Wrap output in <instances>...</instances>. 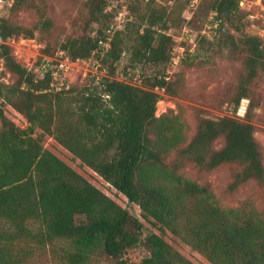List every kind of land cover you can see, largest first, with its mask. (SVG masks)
Returning a JSON list of instances; mask_svg holds the SVG:
<instances>
[{
	"label": "trees",
	"instance_id": "1",
	"mask_svg": "<svg viewBox=\"0 0 264 264\" xmlns=\"http://www.w3.org/2000/svg\"><path fill=\"white\" fill-rule=\"evenodd\" d=\"M33 1L14 0L8 15L0 18V60L15 75L12 83L0 75V97L28 123L25 128L17 126L0 108V219L13 228L0 231V264H16L25 257V249L12 252L13 242L28 239L39 244L56 239L70 242L64 252L69 264H85L101 254L111 258L112 264H129L124 254L139 242L148 251L140 264H194L156 232L141 238L142 222L45 147V135L138 205L143 218L161 231L169 230L212 264H264V211L245 204L223 207L209 186L179 172L186 162L205 169L238 162L242 169L230 183V191L251 178L263 182L264 165L253 124L235 116L199 117L187 142L188 124L180 115H156L160 99L156 88L174 93L164 70L146 87L106 76L95 89L85 87L75 94L73 89H55L51 71L37 77L16 60L7 43L12 37H32L35 29L45 28L47 18L34 28L11 18ZM189 1L185 0L187 5ZM105 8L106 1L98 0L89 22L109 16ZM129 9L131 21L110 33V47L104 53L99 41L110 34L102 29L69 37L60 49L72 61L98 52L114 64L131 40L132 62L164 69L174 45L167 33L171 25L166 9L152 1L141 6V0L130 2ZM198 9L213 14L224 43L244 55L245 73L233 99L236 109L248 95L247 84L264 70V39L244 32L249 13L239 0H200ZM195 17L182 19L183 24ZM109 28L105 25V30ZM219 137L223 145L213 149ZM172 151L176 156L167 161ZM34 221L39 231L27 226Z\"/></svg>",
	"mask_w": 264,
	"mask_h": 264
},
{
	"label": "rangeland",
	"instance_id": "2",
	"mask_svg": "<svg viewBox=\"0 0 264 264\" xmlns=\"http://www.w3.org/2000/svg\"><path fill=\"white\" fill-rule=\"evenodd\" d=\"M104 12L109 16L100 15L98 22H89L91 9L98 0H34L31 7L20 9L11 14V18L26 28L37 27L41 19L47 18L48 23L42 31L34 30L32 37L23 34L7 39L14 57L36 76L42 75L45 69L52 72V85L55 89H73L74 94L85 87L95 89L102 77L110 76L121 79L135 86L146 87L153 77L163 70L170 81L174 93L156 90L160 94L157 102L156 115L173 112L180 115L188 124L187 142L192 138L199 117L217 119L224 116H235L248 120L253 124L254 136L259 143L261 159L264 165V70L247 84V97L242 98L238 107L234 108L233 99L238 91L241 76L245 73L244 55L235 51L231 44L224 43L226 39L213 19V14L198 9H190L185 0H141V6L147 1L163 7L170 18L171 27L167 33L174 40L171 60L163 66L149 63L132 62L130 49L132 41L126 42V48L120 59L110 64L100 53H93L86 59L75 61L66 59L67 54L60 49V43L72 36L87 33L96 34L102 29L106 34H112L115 29H123L131 21L132 13L129 4L133 0H105ZM240 1V0H239ZM249 14L244 19L245 33L258 35L264 39V0H242L240 4ZM196 15L195 21H189L191 15ZM8 12L4 14L7 16ZM182 19H185L182 21ZM113 25L105 30V25ZM187 26V27H184ZM236 37L239 33L230 31ZM114 71H112V69ZM0 75L6 83H12L15 75L9 72L0 60ZM0 108L17 126L25 128L27 120L11 105L3 103L0 97ZM40 130L37 129L36 133ZM223 137L217 138L213 149L223 145ZM45 147L53 151L60 159L82 174L92 184L142 222L141 238L151 231L161 235L177 251L190 259L194 264H212L203 255L191 248L169 230L161 231L151 220L141 216L138 205L128 199L95 173L81 160L75 158L68 150L58 144L52 136L43 137ZM176 152L168 154L167 161H172ZM242 164L238 162L223 163L213 169L200 168L193 162H186L179 172L199 184L209 186L215 198L223 207H255L264 211V181L251 178L240 183L233 191L229 190L235 174L241 171ZM38 222L27 226L31 231H39ZM0 231H13L7 221L0 219ZM27 241V242H26ZM14 254L19 250L26 252L16 264H69L64 258V252L69 249L70 242L56 239L52 243L39 244L34 240H15ZM20 255V254H19ZM148 255L142 242L130 247L124 254L129 264H140ZM20 257V256H19ZM12 264V263H9ZM85 264H112L106 255H97Z\"/></svg>",
	"mask_w": 264,
	"mask_h": 264
},
{
	"label": "built area",
	"instance_id": "3",
	"mask_svg": "<svg viewBox=\"0 0 264 264\" xmlns=\"http://www.w3.org/2000/svg\"><path fill=\"white\" fill-rule=\"evenodd\" d=\"M13 2H14V0H0V18L4 17V14L8 12V8L13 4ZM199 2H200V0H190L188 6L190 9H193L198 5ZM240 4H242V0L239 1V5ZM240 6H242V5H240ZM184 27H187V26H184ZM111 28H113V25L110 26V29ZM110 38H111V34L109 36H107L105 39H101L99 41V47H100L102 53H104L105 51H107L109 49ZM66 59L68 60V57H66ZM44 67H45V65L43 64L42 74L46 71V69ZM58 88H60V87H58Z\"/></svg>",
	"mask_w": 264,
	"mask_h": 264
}]
</instances>
